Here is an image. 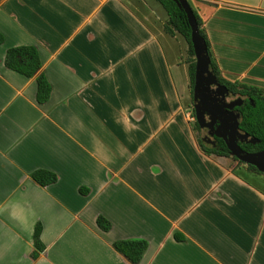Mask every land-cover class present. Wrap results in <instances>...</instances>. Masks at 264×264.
Instances as JSON below:
<instances>
[{"label": "crops", "instance_id": "0c3cea01", "mask_svg": "<svg viewBox=\"0 0 264 264\" xmlns=\"http://www.w3.org/2000/svg\"><path fill=\"white\" fill-rule=\"evenodd\" d=\"M188 1L222 77L264 90V0ZM166 20L156 0H0V264H132L130 239L138 264H264V173L202 150ZM16 46L35 75L5 65Z\"/></svg>", "mask_w": 264, "mask_h": 264}, {"label": "trees", "instance_id": "16d2710c", "mask_svg": "<svg viewBox=\"0 0 264 264\" xmlns=\"http://www.w3.org/2000/svg\"><path fill=\"white\" fill-rule=\"evenodd\" d=\"M164 9L167 20L163 26L165 32L170 35L175 33L180 34L187 42L189 62H188V75L190 79V85L193 87L194 82V67L195 58L190 41V27L187 22L185 12L178 7L174 0H156ZM190 3V2H189ZM192 7V6H191ZM194 16L196 18L199 32L204 38L208 55L210 57V69L216 75L219 83L225 85L233 97H241L243 103L235 107V111L240 114L239 117V131L247 133L249 137H255L259 140L258 143L250 144L245 142H238L240 147L247 152H254L264 148V90L258 86L250 85L239 81H229L222 77L220 70L212 56L209 42L205 35L203 28L201 27L202 21L198 13L192 8ZM2 37L0 35V42ZM5 65L19 73L24 74L27 77H31L37 73L41 67V61L39 59L38 51L33 46H16L6 50L4 57ZM37 83V100L44 102L50 93V85L43 74L36 76ZM253 102V104L250 102ZM194 127L200 129L197 122L194 121ZM199 145L202 150L207 154H215L220 156H227L237 161V165L242 164L236 157L231 156L225 142L218 138L216 145H207L202 140L199 141ZM247 169L260 173L255 166L247 165ZM238 172V170H235ZM32 178L41 185L52 183L56 180V175L53 172L47 170H36L32 173ZM98 224L102 229H108L109 223L102 217L98 218ZM41 226L37 224L34 228L33 242L34 247L37 250L43 249V244L40 241ZM113 247L125 256L132 264H138L146 247L147 242L145 240H117L113 243ZM33 256H36V252H33Z\"/></svg>", "mask_w": 264, "mask_h": 264}, {"label": "water", "instance_id": "95a60500", "mask_svg": "<svg viewBox=\"0 0 264 264\" xmlns=\"http://www.w3.org/2000/svg\"><path fill=\"white\" fill-rule=\"evenodd\" d=\"M186 15L190 27V41L192 44L195 67L192 87V102L195 121L200 128H207L208 139L215 136L221 138L231 156L236 157L245 165H253L259 172L264 173V148L254 152L243 150L238 142L250 144L258 143L255 137L239 131L240 114L234 107L243 103L241 97L227 100L230 95L227 87L219 83L216 75L211 71L210 57L207 45L199 32V27L188 0H174ZM253 104V102L250 100Z\"/></svg>", "mask_w": 264, "mask_h": 264}, {"label": "rangeland", "instance_id": "374dc122", "mask_svg": "<svg viewBox=\"0 0 264 264\" xmlns=\"http://www.w3.org/2000/svg\"><path fill=\"white\" fill-rule=\"evenodd\" d=\"M178 37L174 38L173 41L176 45V48H177V51L179 52V56L180 58L182 59L181 62H184L186 63V59H187V54H186V49H187V42L186 40L180 35V34H177ZM188 89L190 91V96H192V87L190 85V82H189V85H188ZM189 96V97H190ZM188 97V98H189ZM230 98H236V97H230ZM188 110H190V112L192 113V117H193V123L195 121V117H194V112H193V105H192V97H190L188 99ZM194 129V132H195V136H196V139L197 141L199 142L201 140V137L203 136L204 134V129L200 128V129H197L195 127H193ZM205 143V142H204ZM206 144V143H205ZM208 145V144H207ZM235 161V160H234ZM237 162V161H235ZM238 163V162H237ZM247 165H245L244 163L242 164H239V167H243L245 168Z\"/></svg>", "mask_w": 264, "mask_h": 264}, {"label": "flooded vegetation", "instance_id": "af4514ba", "mask_svg": "<svg viewBox=\"0 0 264 264\" xmlns=\"http://www.w3.org/2000/svg\"><path fill=\"white\" fill-rule=\"evenodd\" d=\"M230 97H232L231 95H229L228 97H227V100L229 101V100H231V99H234V98H230ZM192 105H193V102H192ZM237 107V106H236ZM234 109H235V107H234ZM202 129H204V134H203V136L201 137V140L203 141V142H205L206 144H208V145H212V146H215L216 145V140L218 139V137H215L214 135L213 136H211L210 137V142H206V140L208 139V137L206 136L207 134H208V129L207 128H202ZM221 139V138H220Z\"/></svg>", "mask_w": 264, "mask_h": 264}, {"label": "built area", "instance_id": "2783aa9c", "mask_svg": "<svg viewBox=\"0 0 264 264\" xmlns=\"http://www.w3.org/2000/svg\"><path fill=\"white\" fill-rule=\"evenodd\" d=\"M193 119V117H191Z\"/></svg>", "mask_w": 264, "mask_h": 264}]
</instances>
